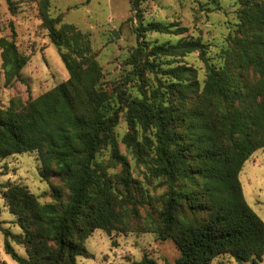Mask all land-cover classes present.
Masks as SVG:
<instances>
[{
    "label": "trees",
    "instance_id": "obj_1",
    "mask_svg": "<svg viewBox=\"0 0 264 264\" xmlns=\"http://www.w3.org/2000/svg\"><path fill=\"white\" fill-rule=\"evenodd\" d=\"M144 1L128 0L138 19L136 46L125 60L139 95L132 97L121 88L103 90L88 35L72 25L56 29L45 13L48 0H41L43 26L69 77L19 109L0 108V159L36 151L41 176L59 177L67 193L52 188L51 202L40 204L25 188L6 187L3 199L22 233L2 230L3 250L17 264H77L78 257L92 258L84 241L94 230L109 234L123 225L128 190L117 188L97 160L107 147L120 159L113 129L121 114L128 153L145 176L166 186L154 232L175 245L173 264H212L222 255L258 264L264 255V223L245 202L239 181L243 164L264 148V0H238V23L219 66L207 63L200 39L145 41L146 34L187 30L143 22L138 7ZM0 48L7 79L19 78L25 58L12 43L0 40ZM193 52L205 61L201 87L196 71L182 64ZM247 69L257 75L253 84L242 76ZM120 161L128 173L126 160ZM131 264L156 262L143 256Z\"/></svg>",
    "mask_w": 264,
    "mask_h": 264
},
{
    "label": "rangeland",
    "instance_id": "obj_2",
    "mask_svg": "<svg viewBox=\"0 0 264 264\" xmlns=\"http://www.w3.org/2000/svg\"><path fill=\"white\" fill-rule=\"evenodd\" d=\"M238 6V0H146L138 10L143 22L176 23L187 30L180 36L146 34L145 41L175 43L181 37L200 39L206 46L207 63L219 66L225 60V51L230 49L228 39L238 23L235 14ZM43 13L41 0H0V40L12 43L17 53L25 58L19 78L8 80L0 48V108L12 105L19 109L68 80L59 53L47 37ZM45 13L55 20L56 29L63 24L72 25L88 35L91 55L101 69L103 90L110 93L121 88L132 97H139L135 81L129 77L130 69L125 65L136 46L134 29L138 24L136 11L128 0H48ZM182 64L196 71L201 87L205 79V61L193 52L182 58ZM242 76L249 84L257 80L251 69L245 70ZM127 132L121 114L113 134L118 156L129 166L128 173L123 170L120 159L112 157L109 147L97 155L113 184L123 192L128 190L129 195L123 203V225L109 234L94 230L84 241L92 258L78 257L77 264H131L143 256L156 264H173L179 256L171 240H162L154 232L157 214L164 203V181L145 176L146 169L122 143ZM41 171L36 151L0 159V264H17L3 250L2 230L13 235L22 233L3 199L6 187L10 184L23 187L40 204L51 202L52 188L60 189L64 196L67 193L59 177L44 179ZM239 181L245 202L264 223V148L255 151L243 164ZM9 243L16 254L26 256L22 245L11 239ZM212 264L238 263L222 255L213 259ZM258 264H264V255Z\"/></svg>",
    "mask_w": 264,
    "mask_h": 264
},
{
    "label": "water",
    "instance_id": "obj_3",
    "mask_svg": "<svg viewBox=\"0 0 264 264\" xmlns=\"http://www.w3.org/2000/svg\"><path fill=\"white\" fill-rule=\"evenodd\" d=\"M113 36L115 37V35L113 34Z\"/></svg>",
    "mask_w": 264,
    "mask_h": 264
}]
</instances>
